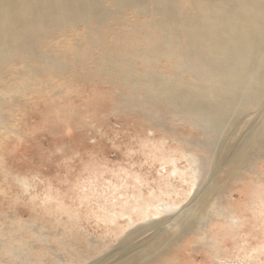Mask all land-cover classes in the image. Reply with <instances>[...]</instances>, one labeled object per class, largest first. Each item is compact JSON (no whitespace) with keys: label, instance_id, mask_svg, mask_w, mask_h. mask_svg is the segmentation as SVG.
Segmentation results:
<instances>
[{"label":"rangeland","instance_id":"1","mask_svg":"<svg viewBox=\"0 0 264 264\" xmlns=\"http://www.w3.org/2000/svg\"><path fill=\"white\" fill-rule=\"evenodd\" d=\"M78 30L50 39L71 71L32 74L13 97L6 89L25 76H0V264H264V145L227 172L260 117L210 138L168 103L144 104L73 60ZM197 196L215 198L214 211L148 262L159 221Z\"/></svg>","mask_w":264,"mask_h":264},{"label":"bare ground","instance_id":"2","mask_svg":"<svg viewBox=\"0 0 264 264\" xmlns=\"http://www.w3.org/2000/svg\"><path fill=\"white\" fill-rule=\"evenodd\" d=\"M79 26L73 60L90 63L91 73L112 78L144 104L168 103L210 138L255 111L260 118L233 151L229 174L264 145V0H0V76L26 78L6 89L10 97L32 74L71 71L50 52V39L63 34L65 41ZM198 197L159 221L161 238L144 246L148 262L168 256L181 233L214 211L215 198Z\"/></svg>","mask_w":264,"mask_h":264}]
</instances>
